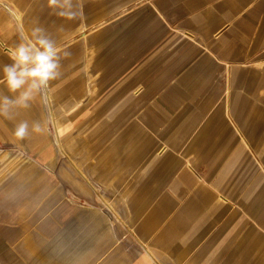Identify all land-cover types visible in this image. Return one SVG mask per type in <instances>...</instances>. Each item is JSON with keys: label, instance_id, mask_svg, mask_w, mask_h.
<instances>
[{"label": "crops", "instance_id": "0c3cea01", "mask_svg": "<svg viewBox=\"0 0 264 264\" xmlns=\"http://www.w3.org/2000/svg\"><path fill=\"white\" fill-rule=\"evenodd\" d=\"M75 3L67 21L47 0H0V64L20 42L15 17L57 40L69 78L44 90L49 105L42 92L0 116V264H264V0ZM87 61L116 90L136 76L122 91L154 96L140 116H115L116 101L107 126L85 131L72 113ZM65 91L84 94L54 113ZM57 123L72 127L47 149Z\"/></svg>", "mask_w": 264, "mask_h": 264}, {"label": "clouds", "instance_id": "9594fccd", "mask_svg": "<svg viewBox=\"0 0 264 264\" xmlns=\"http://www.w3.org/2000/svg\"><path fill=\"white\" fill-rule=\"evenodd\" d=\"M47 7L52 15L62 20L73 21L79 15L75 0H47ZM12 18L20 42L11 50V62L0 64V84L9 93L0 92V116L5 118H11L13 108H28L30 101L61 76L62 67L58 42L45 28L36 26L28 31L22 19ZM32 131L40 132L41 128L34 124ZM14 135L20 140L26 138L29 135L28 122H20Z\"/></svg>", "mask_w": 264, "mask_h": 264}, {"label": "rangeland", "instance_id": "374dc122", "mask_svg": "<svg viewBox=\"0 0 264 264\" xmlns=\"http://www.w3.org/2000/svg\"><path fill=\"white\" fill-rule=\"evenodd\" d=\"M124 14V13H121ZM134 31L131 29L126 30L125 29H119L118 31V47L123 43V41L127 38L130 37L131 34ZM121 47H125V46H121ZM132 54L129 52L125 51H120L118 53V58H126L128 56H131ZM82 67V66H81ZM86 67V74L85 76L82 77H77L74 78L75 84H77L78 82H83L85 83V86H87V88L90 89V91L88 93H86L83 96L84 102H81L84 104L85 106L83 109H76V111H74L72 113L73 117L74 115H80L81 113L85 114V121L84 124H81L83 126L84 129H86L85 131H88L89 129L92 131V133H95L97 131L100 130V128L107 126L109 123V117L111 115L110 113V108L111 106H115L116 101L120 102L123 101L124 105H122V107L120 106L118 109L113 108L112 111H115L114 115H118V117L120 116H132L133 118H136L137 116H140L142 111H144L142 109V101H147L150 99H153L152 95L150 96H144L143 95V86L142 84H139L137 82H134L135 85L131 86L129 89H132L131 91H129L128 94H126V92H123L122 89L125 86L126 80H128V83L130 80H135L136 76H134L133 78H124L121 80L122 82H120L119 87L115 88V86H111L113 84H110V81H114V78H110L109 76H105L104 71H100V74L98 73L97 76H92V73L89 71L91 68H93V61H87L85 64ZM88 67V68H87ZM104 72V73H103ZM91 73V75L89 74ZM59 77L57 80L52 81L51 83H53L55 89H57V86L61 85L62 83H67V80L69 78L64 77L61 78ZM136 81V80H135ZM50 83V84H51ZM119 83V82H118ZM122 86V87H120ZM71 89V88H69ZM84 92H80V93H75V92H54V99L50 101V104H53V110L54 113H58V111L56 112V110H63L67 107V105L69 103L65 104V100L67 99V97L70 96L71 100L75 99L76 97H79L81 95H83ZM73 95V96H72ZM200 95V94H199ZM197 95V96H199ZM204 96V94H203ZM199 99L204 100V98L200 97ZM49 101V100H48ZM73 101V100H72ZM112 102V104H110ZM130 102V104H133L136 102H138V104L133 108L130 109L128 112V115L126 114L127 111V107H126V103ZM63 103V104H62ZM118 111V113L116 114V112ZM53 113L52 116H55V114ZM60 113V112H59ZM57 115V114H56ZM70 115V116H72ZM105 117V119H103L96 127L93 128V119L96 117ZM54 124V123H53ZM106 124V125H105ZM54 128V134L56 133L57 136H62V130L65 129H71L72 124H66V126L63 125H59V123H57L56 125H52ZM62 129V130H61ZM103 129V128H102ZM73 131H77V129L72 130ZM101 131V130H100ZM59 141V140H58ZM39 141H37L38 143ZM62 143V141H61ZM60 144V141H59ZM163 148V147H162ZM160 148V149H162ZM104 207V206H103ZM105 208V207H104ZM248 239V238H247ZM262 248H264V244H262Z\"/></svg>", "mask_w": 264, "mask_h": 264}, {"label": "bare ground", "instance_id": "6f19581e", "mask_svg": "<svg viewBox=\"0 0 264 264\" xmlns=\"http://www.w3.org/2000/svg\"><path fill=\"white\" fill-rule=\"evenodd\" d=\"M44 92V91H43ZM43 94V98H44V102H45V104H47L48 103V105H49V101H48V99H47V95H46V93L44 92V93H42ZM47 105V106H48ZM46 106V107H47ZM49 112V111H48ZM49 114V113H48ZM62 130V129H61ZM61 134H64V129L62 130V133ZM41 142H38V144H40ZM57 144V145H59V141H58V136H57V134L55 133L54 135H53V141H52V143L51 144H49L48 146H46V148L47 149H49V148H52L53 147V144ZM70 160V159H69ZM60 167H62V166H60ZM64 167V166H63ZM58 173V172H57ZM67 173H68V171H67ZM60 174V173H59ZM59 174H58V176H59ZM69 175H70V173H69ZM71 176V175H70ZM62 176H60V178H61ZM64 178V177H63ZM64 180V179H63ZM75 180V179H74ZM78 180V179H77ZM67 180H65V182H66ZM73 181V180H72ZM80 181V180H79ZM62 182H64V181H62ZM69 182V181H68ZM67 182V183H68ZM66 184V183H65ZM70 185H72V184H70ZM77 188V187H76ZM75 188V189H76ZM94 189V188H93ZM78 190V189H77ZM76 190V191H77ZM81 192V191H80ZM78 193V192H77ZM83 193V192H82ZM86 193V192H85ZM88 193H89V191H88ZM89 197H92V195L89 193ZM108 210H110V207L109 206H107V205H104ZM89 215V214H88ZM81 217V216H80ZM90 217H92V216H90ZM90 219V218H89ZM89 221V220H88ZM81 222V221H80ZM63 245V243H62V241L60 240L59 241V243H58V246L59 247H61Z\"/></svg>", "mask_w": 264, "mask_h": 264}]
</instances>
